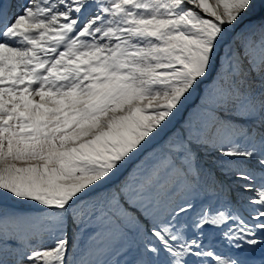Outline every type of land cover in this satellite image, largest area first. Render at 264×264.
I'll list each match as a JSON object with an SVG mask.
<instances>
[{"label":"snow or ice","instance_id":"obj_1","mask_svg":"<svg viewBox=\"0 0 264 264\" xmlns=\"http://www.w3.org/2000/svg\"><path fill=\"white\" fill-rule=\"evenodd\" d=\"M0 264H264V0H0Z\"/></svg>","mask_w":264,"mask_h":264}]
</instances>
